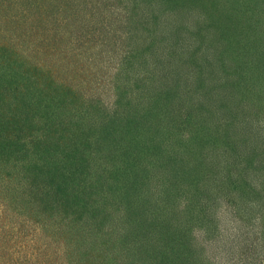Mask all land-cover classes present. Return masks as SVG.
<instances>
[{
  "label": "trees",
  "instance_id": "trees-1",
  "mask_svg": "<svg viewBox=\"0 0 264 264\" xmlns=\"http://www.w3.org/2000/svg\"><path fill=\"white\" fill-rule=\"evenodd\" d=\"M163 1L168 5L165 11L176 7L170 16L177 18L179 10L190 14L191 0ZM230 4L223 1L216 10L215 5L206 10L200 23L207 26L198 28L197 46L181 38L151 49L157 73L153 68L156 86L149 100L160 104L154 114L151 102L141 103L136 113L130 99L122 97L106 108L102 84L97 83L106 74L102 67H93L86 90L67 80L83 64L65 59L89 66L101 57L107 33L116 30L108 12L121 6L117 0H0V204L35 224V231L45 234L46 247L63 251L67 264H106L114 259L139 264L147 256L149 264H199L195 256L189 258L192 239L199 244L193 230L204 227L214 239L219 233L215 199L227 190L238 193L231 204L239 212L243 204L237 201L247 198L264 220V187L254 192L240 179L255 154L261 155L258 168L264 169V76L246 44L256 51L263 37L257 22L252 29L241 25V14L230 18ZM124 5L127 10L121 9L130 12L128 22L148 25L145 17L136 19L144 10L142 0ZM105 15L108 22L100 17ZM177 24L174 18L167 34L177 33ZM81 28L82 41L76 37ZM152 33L148 36L158 41L163 35ZM135 52L138 61L143 51ZM57 73H64L62 78L58 74L60 80ZM149 111L165 122L156 130L163 132L134 150L131 125L147 118ZM174 124L178 125L172 132ZM112 131L119 137L112 146L115 156L123 145V153H133L132 160L141 161L135 172L139 179L105 176L107 186L102 188L82 169L79 157L85 151L99 152L96 144L109 135L111 146ZM69 151H78L77 164L66 160ZM147 154L150 159L144 161ZM125 164L122 160L116 168ZM232 168L241 171L234 175ZM120 208L125 214L115 215ZM119 235L124 243L110 252L104 246L114 244ZM97 236H104L105 244ZM13 238L0 230V264H11L15 245L24 240ZM39 253L45 256L47 251L39 248Z\"/></svg>",
  "mask_w": 264,
  "mask_h": 264
},
{
  "label": "rangeland",
  "instance_id": "rangeland-1",
  "mask_svg": "<svg viewBox=\"0 0 264 264\" xmlns=\"http://www.w3.org/2000/svg\"><path fill=\"white\" fill-rule=\"evenodd\" d=\"M218 1L219 3L216 4V2ZM223 1H227L232 4L230 5L233 11H230L232 16H230V18L234 19V17L241 14L239 16V20L241 19V25H244L246 28L250 27L254 29V21L258 23L257 29L259 30V33L261 32L263 41L259 42L260 46H255V49L258 48L256 49V51L251 48V44H249V42H247L246 44L250 49L248 55L251 56V59H253V61H257L259 63V65L261 66L259 69V73H261V76H264V0H191L188 6L191 10L189 11L190 14H185L186 10L185 12H181V10H179L177 18L174 15L170 16V11H174V8H176L175 6L171 5L170 9L165 11L164 9L168 5L163 0H142V6L144 10L140 11V13L136 15V19H138V17H145L148 25L143 26H141L137 22H128L127 15H129L130 12L126 13L124 10L121 9V7L126 8V5L124 4H128V2L132 4L133 0H117V3L121 6H119V8H116L114 12H108L110 14L109 19L112 23V26L116 28V30L107 33V38L104 46L105 48L100 54L101 57H98V55L96 58L93 59L92 62L89 61V66H87L86 63L84 64L82 62L77 61L75 58H71L70 60L65 59L66 62L83 64V67L78 66L77 69L72 72L74 75H72V73L71 75H67V80L71 81L73 84L79 87L83 85L84 90H86L87 81L88 79L90 81V77L91 75H93V67L94 71L102 67L105 71L103 73L106 74L104 76L102 74L100 77L99 75H96L99 77L97 83L101 82L102 84V86H100L99 88H101L102 93L101 100L103 101L104 106L106 108H112L114 105H116V98L122 97L124 100L130 99V103L133 105L134 108L136 107V113L140 109V104L148 101L152 103V112L154 114H157L160 104L156 103V101L153 102L152 99L149 100L150 96L154 93L153 85L156 86V79L154 73H157V65H155V63L153 62V54L151 53V49H160L162 45L165 46L171 42H177L181 38H183V41L187 40L193 43L194 47L197 46L199 41L198 28L200 29L201 27L204 30L207 26V22L204 24V26H202V24L200 23V21L204 20L203 18L207 14L206 10L212 8L214 5L215 6L213 10H216V5L222 4ZM244 1L248 2L244 4L245 6H243L242 4L244 3ZM179 7L180 6H178V8ZM107 15L100 17L103 20H106ZM115 17H117L118 21H116ZM121 18L123 19V21L119 20ZM174 18L178 22L176 27H174L177 30V33L167 34L169 33L168 26H171L172 20ZM198 24L201 26H198ZM227 24L229 23L227 22ZM170 26L169 28L171 29ZM229 26L231 28V25ZM132 29H134L133 37L130 36ZM126 30L128 31V38ZM152 31H162V37L158 36L160 39L159 41L157 40V37L155 39H152L153 37L148 36L153 34ZM83 33H85V29L81 28L80 33L76 35V37H80L81 41V35H83ZM242 35L243 37H247L243 33ZM131 37L132 39H129ZM84 38L86 37L83 36V39ZM166 39H168V42L166 41ZM152 40L157 41L153 43L151 42ZM183 41H181V43L177 45L179 49ZM131 47H133V49H131ZM146 48H148L147 50L149 52L145 51ZM137 49L143 51L142 54H138V61L134 60V54L136 53L135 51ZM193 49L192 47H190L189 51ZM145 55L146 57L144 58ZM127 56H131L132 58H127ZM67 67H69V65ZM153 68H155L154 73H152ZM184 69L187 70L188 66H185ZM184 73H186V71H184ZM58 74L62 78V75L64 73H57V77ZM60 77H58L57 79L60 80ZM101 78L105 80V82L100 81ZM80 83L81 85H79ZM92 84H94V80L92 81ZM117 85H119L121 88V90L118 92L115 90V86ZM122 90H125V92L121 93ZM130 94L134 96L131 97ZM96 95H98V93L95 94L94 91V93H92V96H94L95 99H97ZM152 112H148V116H146L147 118H139L141 119L140 122H131V127L135 131L133 133L135 138L132 143H136V139H141L140 142L134 145H132L131 143L130 147H135L134 150H139L140 146L145 145L146 142L148 143V140L152 136L160 138V133L163 132L161 129L158 131L156 130L165 125V122L160 121V117L158 115H152ZM133 117L137 119L136 115H134ZM177 125L178 124H174V126L172 127V132L174 131V128L177 127ZM82 130L83 129H81L80 131ZM112 134L113 139L111 140L113 141L111 146L107 144L108 139L106 140V138H109V135L106 136L105 142H103L101 138L96 144L97 147L99 146V152L85 151L79 157L83 163L82 169L88 173L91 172V179L94 182L99 181L101 183L102 188H106V180L108 176L114 178V176L116 177V175L119 174L120 179H139L135 172L139 168L141 161L137 162L132 160L133 153H123L125 148L123 145L119 146V154L116 157L113 153L114 149L112 146H117L115 143L116 140L119 139V137H116L118 132L112 131ZM68 140H71V138H69ZM150 142L151 141H149V143ZM63 145L64 144H62V146ZM72 147V145L69 146V148ZM150 153L151 151H149V154ZM149 154L143 157L144 161L150 159ZM66 156L69 159L68 160L65 157L66 160L69 161V164H77L76 158L78 156V151L70 152L69 155ZM151 156L154 159L153 153L151 154ZM260 158L261 155H253L251 157V159H253V162L247 165V167L243 171L244 176L240 177L243 183L245 182V185H251L249 186V188L253 189L254 192H257V190L260 191V189L264 187V169L258 168L260 166L259 162L262 163ZM122 160L126 164L118 170V168H116V165H118V162H121ZM107 162L110 164H107ZM240 169L232 168V173L236 175L238 172L241 171ZM258 169L261 171H259ZM152 180L155 181V178H153ZM254 185H257L258 189H255L253 187ZM237 195L238 193L234 192L232 194L230 193V191L227 190L224 191L223 194H221L220 198L215 199V217L219 221V233L216 234L214 239H209L207 231L204 227L195 226L192 237L195 239L198 238L199 244L196 245L192 239V249L191 252H189V258L190 256H192L193 258L195 256L196 261H198L199 264H264V220L260 218L259 214H256L254 207L250 205V203H248L249 201L247 200V198H242L237 201L242 202L243 204L241 212H239L236 207H233L231 202L236 201V199L233 198H236ZM9 207L5 208L0 204V230L1 232H8L12 234L14 237L13 239L24 237L23 241L15 245V256L11 261V264H37L38 262V264H67V260L65 261L63 258V251L58 252L56 248L52 245L46 247L44 243L45 234H43L41 231L37 232V229L35 231V224L26 219V216H22L21 214H19L16 210H10ZM125 211V208H120L116 210L114 214H125ZM240 214L242 216H239ZM118 221L114 220V222L116 223ZM128 225L132 227L131 224H126V226ZM97 237L101 241V244L104 243V236ZM23 243L26 247L25 250ZM123 243L124 242L120 240L119 235L118 237H116L114 244H112L111 246H103L108 247L111 252L112 250L120 249ZM39 248L42 251L46 250L47 254L45 256L40 254ZM33 249L36 250V252H34L36 255H33L35 258H33L31 255ZM119 257L123 256H121L120 254ZM120 261H117L115 259L114 262H112L111 260H106L105 263L124 264V261ZM150 262L151 261L149 260V256H147L139 264H149ZM136 263L138 262H135L134 259L128 260V264Z\"/></svg>",
  "mask_w": 264,
  "mask_h": 264
}]
</instances>
